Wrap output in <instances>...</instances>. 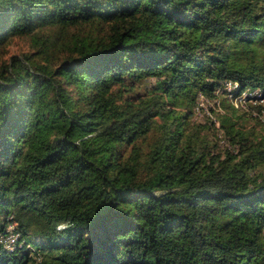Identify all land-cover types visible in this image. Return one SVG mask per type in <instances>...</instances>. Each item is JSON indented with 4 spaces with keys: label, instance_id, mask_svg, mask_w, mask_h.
I'll return each instance as SVG.
<instances>
[{
    "label": "trees",
    "instance_id": "trees-1",
    "mask_svg": "<svg viewBox=\"0 0 264 264\" xmlns=\"http://www.w3.org/2000/svg\"><path fill=\"white\" fill-rule=\"evenodd\" d=\"M255 92L264 0H0V264H264Z\"/></svg>",
    "mask_w": 264,
    "mask_h": 264
},
{
    "label": "rangeland",
    "instance_id": "rangeland-1",
    "mask_svg": "<svg viewBox=\"0 0 264 264\" xmlns=\"http://www.w3.org/2000/svg\"><path fill=\"white\" fill-rule=\"evenodd\" d=\"M29 50H30V46H28V43L25 40H14L8 47H6V53L3 55L2 59L3 60H8L9 56H11V55H19V54L28 52ZM233 87H235V86L230 84V85H228L227 89L230 91ZM198 102L200 103L199 107L204 108L205 112L204 111L200 112V115H198L199 118L198 117L196 118V115L198 113H197L196 108H195V113L196 114H194V117L191 116L188 120L196 123V122H205V121H202V120H205L206 118L213 119L212 117L215 116L214 112L216 111L217 108L213 109L212 110L213 112H212L210 109H208L210 107L211 103L204 102L203 98L199 99ZM253 102L254 101L252 99L251 103L253 104ZM233 103L235 104V106L238 105L235 101ZM211 107L213 108V105ZM219 112L222 114L223 110L221 109V110H219ZM241 123L245 125V128L249 129V128L252 127L253 124L255 125L256 122H254L253 120L249 119V117L244 116L242 118V120H241ZM193 125H194V123H193ZM256 126H257V128H256L257 129V133H259V130H261V129L259 128L258 124ZM205 129H203L204 132L203 133L202 132L199 133V135L201 137H203V138H207V140L209 142H218L217 137L214 136L215 132L213 131L214 132V134H213L212 131L205 130ZM221 140L222 139L219 138V143L218 144L221 145L222 149L220 148V150L223 151L224 148H226V143L224 144Z\"/></svg>",
    "mask_w": 264,
    "mask_h": 264
},
{
    "label": "bare ground",
    "instance_id": "bare-ground-1",
    "mask_svg": "<svg viewBox=\"0 0 264 264\" xmlns=\"http://www.w3.org/2000/svg\"><path fill=\"white\" fill-rule=\"evenodd\" d=\"M230 85V83L228 84ZM227 86V85H226ZM263 92V91H262ZM253 104L255 105H262L264 107V95L261 92H255L253 97ZM259 108V107H258ZM259 110V109H258ZM260 119V118H259ZM262 120L264 121V110L262 114ZM12 241V240H11ZM15 244V243H14ZM38 264V263H37Z\"/></svg>",
    "mask_w": 264,
    "mask_h": 264
}]
</instances>
